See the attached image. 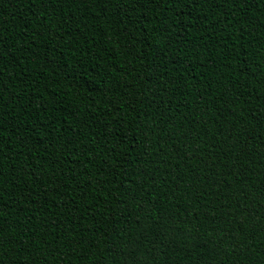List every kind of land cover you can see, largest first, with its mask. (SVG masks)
<instances>
[{
    "label": "trees",
    "instance_id": "16d2710c",
    "mask_svg": "<svg viewBox=\"0 0 264 264\" xmlns=\"http://www.w3.org/2000/svg\"><path fill=\"white\" fill-rule=\"evenodd\" d=\"M0 264H264V0H0Z\"/></svg>",
    "mask_w": 264,
    "mask_h": 264
}]
</instances>
